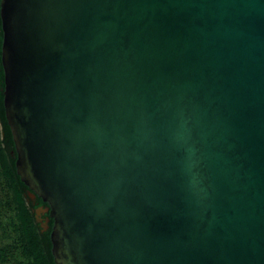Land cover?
Returning a JSON list of instances; mask_svg holds the SVG:
<instances>
[{"label": "water", "instance_id": "obj_1", "mask_svg": "<svg viewBox=\"0 0 264 264\" xmlns=\"http://www.w3.org/2000/svg\"><path fill=\"white\" fill-rule=\"evenodd\" d=\"M0 23L55 264H264V0H0Z\"/></svg>", "mask_w": 264, "mask_h": 264}, {"label": "trees", "instance_id": "obj_2", "mask_svg": "<svg viewBox=\"0 0 264 264\" xmlns=\"http://www.w3.org/2000/svg\"><path fill=\"white\" fill-rule=\"evenodd\" d=\"M1 44L0 23V58ZM3 88L0 60V264H55L50 232H40L27 195L28 189L16 174V154L4 113ZM37 202L46 206L39 198ZM52 225L50 219V228Z\"/></svg>", "mask_w": 264, "mask_h": 264}, {"label": "flooded vegetation", "instance_id": "obj_3", "mask_svg": "<svg viewBox=\"0 0 264 264\" xmlns=\"http://www.w3.org/2000/svg\"><path fill=\"white\" fill-rule=\"evenodd\" d=\"M32 205V212L34 214L35 222L41 233L51 232L50 220L47 222L48 213L45 211L46 206H41L37 202V198H29Z\"/></svg>", "mask_w": 264, "mask_h": 264}, {"label": "rangeland", "instance_id": "obj_4", "mask_svg": "<svg viewBox=\"0 0 264 264\" xmlns=\"http://www.w3.org/2000/svg\"><path fill=\"white\" fill-rule=\"evenodd\" d=\"M0 235H1V231H0ZM1 245V244H0Z\"/></svg>", "mask_w": 264, "mask_h": 264}]
</instances>
